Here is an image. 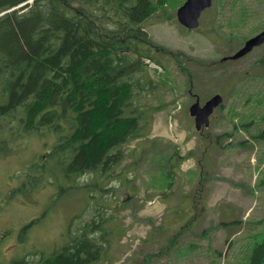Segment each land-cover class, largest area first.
Segmentation results:
<instances>
[{"label":"rangeland","instance_id":"obj_1","mask_svg":"<svg viewBox=\"0 0 264 264\" xmlns=\"http://www.w3.org/2000/svg\"><path fill=\"white\" fill-rule=\"evenodd\" d=\"M185 1L168 0L171 18L145 22L166 50L155 53L164 65L150 64L158 84L146 103L151 132L124 146L117 169L131 181L114 180L106 189L115 191L97 193L109 206L102 212L116 216L108 228L125 229L101 264H249L264 242V44L224 60L264 29V0H213L193 30L177 18ZM216 94L223 100L210 125L196 129L190 107ZM51 140L32 134L0 153V264L54 251L73 220L79 226L97 215V200L61 191L54 171L23 185L27 165L46 157ZM175 152L184 159L169 173Z\"/></svg>","mask_w":264,"mask_h":264},{"label":"trees","instance_id":"obj_2","mask_svg":"<svg viewBox=\"0 0 264 264\" xmlns=\"http://www.w3.org/2000/svg\"><path fill=\"white\" fill-rule=\"evenodd\" d=\"M167 9L168 0H0V153L26 136H49L50 151L27 165L23 185L54 171L61 191L97 200V215L79 226L73 220L61 246L14 264H101L125 231L108 228L116 216L102 212L109 206L97 193L115 191L106 189L114 180L127 186L129 174L117 172L124 146L151 132L154 112L146 103L158 84L150 64L164 65L155 53L165 49L145 22L171 18ZM173 154L169 173L184 159ZM249 264H264V242Z\"/></svg>","mask_w":264,"mask_h":264},{"label":"water","instance_id":"obj_3","mask_svg":"<svg viewBox=\"0 0 264 264\" xmlns=\"http://www.w3.org/2000/svg\"><path fill=\"white\" fill-rule=\"evenodd\" d=\"M213 3V0H186L178 9H177V18L179 22L188 29H196L200 25V17L204 10L209 8ZM264 43V30L257 33L256 35L247 39L244 45L238 49L233 55L225 57L226 59H237L240 58L254 49L256 46H259ZM223 97L221 94H216L210 100H208L205 105L200 104V100L197 99L190 107V113L192 116H195L196 129L200 130L203 125H210V116L214 112L215 108L220 105Z\"/></svg>","mask_w":264,"mask_h":264}]
</instances>
